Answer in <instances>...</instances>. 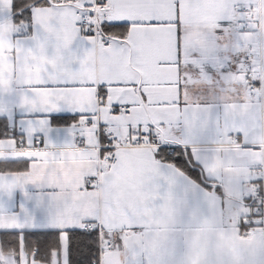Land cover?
Wrapping results in <instances>:
<instances>
[{
  "label": "snow or ice",
  "instance_id": "1",
  "mask_svg": "<svg viewBox=\"0 0 264 264\" xmlns=\"http://www.w3.org/2000/svg\"><path fill=\"white\" fill-rule=\"evenodd\" d=\"M0 264H264V0H0Z\"/></svg>",
  "mask_w": 264,
  "mask_h": 264
}]
</instances>
